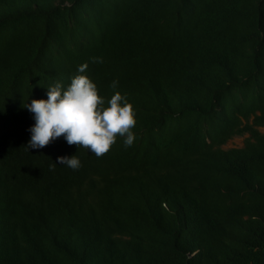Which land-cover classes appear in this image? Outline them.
Returning a JSON list of instances; mask_svg holds the SVG:
<instances>
[{
  "label": "trees",
  "instance_id": "trees-1",
  "mask_svg": "<svg viewBox=\"0 0 264 264\" xmlns=\"http://www.w3.org/2000/svg\"><path fill=\"white\" fill-rule=\"evenodd\" d=\"M85 61L135 142L28 149ZM263 127L264 0H0V264H264Z\"/></svg>",
  "mask_w": 264,
  "mask_h": 264
},
{
  "label": "clouds",
  "instance_id": "clouds-1",
  "mask_svg": "<svg viewBox=\"0 0 264 264\" xmlns=\"http://www.w3.org/2000/svg\"><path fill=\"white\" fill-rule=\"evenodd\" d=\"M88 67V61L79 64L70 82L58 79L47 87L46 98L33 97L24 104L35 121L29 127L28 149H40L61 135L69 144L85 146L96 155L107 152L119 137L124 138L125 147L135 142L137 109L128 94L118 90V80L112 81L111 87L117 90L110 97L101 94ZM57 161L73 169L82 165L75 154L58 156ZM54 162L51 167L56 166Z\"/></svg>",
  "mask_w": 264,
  "mask_h": 264
},
{
  "label": "rangeland",
  "instance_id": "rangeland-1",
  "mask_svg": "<svg viewBox=\"0 0 264 264\" xmlns=\"http://www.w3.org/2000/svg\"><path fill=\"white\" fill-rule=\"evenodd\" d=\"M261 132H264V127L259 129ZM247 137V135L244 136H235L232 139H230L225 145V149L229 148H236V147H242L244 144V140Z\"/></svg>",
  "mask_w": 264,
  "mask_h": 264
}]
</instances>
